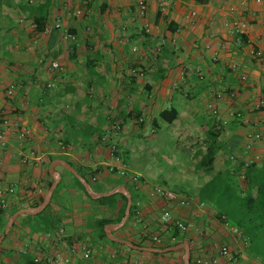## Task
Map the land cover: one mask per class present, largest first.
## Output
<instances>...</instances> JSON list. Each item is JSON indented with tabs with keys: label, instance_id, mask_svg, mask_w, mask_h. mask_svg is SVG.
Here are the masks:
<instances>
[{
	"label": "crops",
	"instance_id": "1",
	"mask_svg": "<svg viewBox=\"0 0 264 264\" xmlns=\"http://www.w3.org/2000/svg\"><path fill=\"white\" fill-rule=\"evenodd\" d=\"M136 2L0 0V206L6 210L0 222H7L11 207H33L45 196L53 180L49 166L55 159L50 158L62 155L79 175L77 168L86 173L94 193H121L119 187L129 193L135 210L121 225V220L107 224L111 235L153 247L144 233L159 234L160 244L172 243L160 221L167 208L193 222L184 233L190 238V264L200 257L208 263L198 264H261L215 220L210 224L222 230L228 256L210 239L198 240L200 234L214 237L203 228L213 207L199 206L197 195L171 189L164 179L150 186L128 158L134 145H143L147 157L167 147L170 162L185 153L197 167L205 132L214 125L220 149L213 170L239 166L238 181L246 188L244 165L264 167V140L247 137L252 131L264 134V70L247 51L250 44L264 50V0H168L163 10L150 0L149 32L136 17ZM76 8L81 15L73 14ZM40 16L43 31L36 29ZM226 18L247 22L245 43L237 44ZM52 61L57 68H51ZM10 85L13 93L7 96ZM163 110L171 121L161 116ZM114 121L121 124L117 133L110 131ZM54 169L59 178L45 216L51 228L41 232L37 219L25 216L33 213L15 217L0 245L2 264H19L16 253L25 249L50 264H183L184 247L156 254L97 238L93 219L116 218L121 200L116 195L112 208L91 200L68 168L57 164ZM155 186L188 196L191 204L171 203L155 194ZM87 249L88 259L83 257Z\"/></svg>",
	"mask_w": 264,
	"mask_h": 264
},
{
	"label": "trees",
	"instance_id": "2",
	"mask_svg": "<svg viewBox=\"0 0 264 264\" xmlns=\"http://www.w3.org/2000/svg\"><path fill=\"white\" fill-rule=\"evenodd\" d=\"M204 1V0H195ZM45 17L40 16L36 19L37 31H43L45 29ZM245 43L246 39L243 36ZM168 110L160 112L161 116L166 121H171L170 118L166 117ZM218 129L212 125L211 128L205 132L204 150L198 160L197 166L200 167L204 173L208 175L205 184L198 190L197 196L199 200L207 203L211 207L216 209V216L222 218V220L231 228H235L241 231V235L247 238V245L245 251L251 257L259 260L261 264H264V167L258 166L255 162H250L244 165V171L242 173L243 181L246 188H242L238 181L239 173L237 172L239 166H235L232 169H223L214 171L213 161L215 154L220 149V143L218 141ZM56 158H65L64 156L51 157L50 161ZM78 172L84 177L90 185L91 181L86 176V173L81 169L77 168ZM52 180L47 184L50 186ZM76 184L81 188L85 195L91 199L96 200L100 203H105L107 207H115L117 198L121 200V205L117 208L116 218L100 217L94 218L92 221V227L96 229V237L109 240L107 237L104 227L109 223L119 222L124 216V210L127 203V198L123 193H114L108 196L99 197L93 199L85 190L83 184L75 178ZM57 185L51 195L52 200L56 191ZM252 188L254 194H252ZM116 195L118 196L116 198ZM43 198L39 201L33 202L31 206L38 205ZM50 202L40 212L35 214H26L27 218L33 216L38 221V229L43 232L45 229L51 228V221L47 219L46 212L48 210ZM21 208V206H13L8 210V216L13 212ZM135 210V206L131 203L129 216L132 215ZM6 210L0 206V217L5 215ZM30 220V219H29ZM6 225V220L0 222V234H2ZM13 226V223H12ZM10 231V230H9ZM8 231V233H9ZM8 233L5 234L4 238L7 237ZM172 236H175V240L172 243L154 244L153 247L165 248L168 246L178 245L184 241L189 242L188 237L185 234L180 233L177 229H174ZM3 238V239H4ZM111 242H114L110 240ZM136 245L144 246L142 242H133ZM12 253L11 251L7 252ZM158 254V252H155ZM19 264H50L47 260H38L32 252L29 250H21L16 253ZM190 263H191V256Z\"/></svg>",
	"mask_w": 264,
	"mask_h": 264
},
{
	"label": "built area",
	"instance_id": "3",
	"mask_svg": "<svg viewBox=\"0 0 264 264\" xmlns=\"http://www.w3.org/2000/svg\"><path fill=\"white\" fill-rule=\"evenodd\" d=\"M150 0H137L136 2V17L143 19V29L145 32H149V23L148 21H146L147 18V11H148V3ZM159 4L160 10H163L167 3L168 0H156ZM249 0H241L242 3H246ZM259 1V0H256ZM73 14L76 16H79L82 14V11L80 8H76L73 11ZM224 25H226L227 27L230 28V30L234 33L235 36V41L237 42V44H241L243 43V36L246 32V28H247V22L238 18H226L224 20ZM56 26H58V24H56ZM71 36V35H70ZM73 38V36H71ZM247 51L249 53V55L254 58L257 63L259 64L260 68L264 70V50H262L259 47H256L254 45H248L247 46ZM156 53L160 52V48L157 47L156 48ZM58 62L56 61H52L51 62V68H57L58 67ZM133 73L134 70H132ZM197 74H200V72L197 70ZM240 79L245 80L246 79V75H241ZM13 93V85H10L7 90H6V94L7 96L12 95ZM221 94L217 93L216 97H220ZM207 107L211 110V112L213 114H216L217 110H216V106L213 105L212 103L207 104ZM7 120L4 119L3 123L6 124ZM119 130H121V124L118 121H114L111 124V128L110 131L113 133H117L119 132ZM27 133V131L25 129H21L19 130V135L20 136H24ZM2 135H3V131L0 132V140H2ZM248 138L251 139H259V140H264V134L258 131H252L249 132L247 134ZM61 147L63 148V144L60 142ZM110 150L111 152H114L116 150V144L111 143L110 144ZM121 173H123V171H121ZM134 181H138V175L134 174L132 176ZM13 187H9L8 190L12 191ZM154 192L155 194H157L158 196H161L163 198H165L167 201L174 203L176 205L179 206H189L191 204V199L188 196L179 194L173 190L170 189H166L160 186H155L154 187ZM199 206H203L204 202L200 201L198 202ZM137 215V214H136ZM160 221L161 223L164 225V229L169 231V238L172 240H175V236H172V232L174 229H177L180 233L184 234L187 233L188 231H190L193 228V222L190 220H183L181 218H176L175 216H173V214L171 213V211L167 208L163 209L160 213ZM232 230L234 231V237L238 240L241 241V243L246 246L248 241L247 238H244L241 235V231L237 230L235 228H232ZM144 237L145 239H148L156 244H160L162 242V238L159 234H150L147 235V233H144ZM218 253L222 256H228L229 253V249L226 245H222L219 250ZM90 256V250L87 249L84 253H83V257L84 258H89ZM197 262H203V263H208V261L204 258H200L197 260Z\"/></svg>",
	"mask_w": 264,
	"mask_h": 264
},
{
	"label": "rangeland",
	"instance_id": "4",
	"mask_svg": "<svg viewBox=\"0 0 264 264\" xmlns=\"http://www.w3.org/2000/svg\"><path fill=\"white\" fill-rule=\"evenodd\" d=\"M142 147H140L139 145L131 146L128 159L129 161H132V163H134L136 169L141 172L143 176L148 180L149 185L151 184L150 186H152L154 183H161L162 179H164L167 185L171 187V189L181 188L185 193L197 195L198 190L205 184L208 175L204 173V171L200 167H192L190 163L187 162L188 157L185 156V153H182L181 155H174V158H172L174 159V162H170V157L167 156V150H169L167 147L162 148L159 152H153L151 157L145 156L146 153L144 154L145 150ZM133 167L131 169L134 170ZM241 182L244 183L243 178H241ZM216 212V209L213 208L212 216H207L208 219H205L207 220V223H205V225L203 226L204 229L210 231V234L213 233L214 237H210L209 235L210 238H205L203 234H200V236H198L197 238L198 240L210 239L211 245L214 248L219 249L223 245V243L221 244L223 232L221 229H216L217 226H226L229 229V231L228 229H226V233L228 234L229 232L230 236L232 235V237H234V231L222 220V218H218L216 216ZM211 219L216 221L215 223L217 226L215 229H212L213 226L210 224ZM226 233L224 232V234ZM184 236L187 237V235ZM192 241L194 244V239H192ZM1 244L2 241L0 242V245ZM242 248L245 250V246L243 244ZM194 262L195 264H198L196 261ZM0 264H2L1 260Z\"/></svg>",
	"mask_w": 264,
	"mask_h": 264
},
{
	"label": "water",
	"instance_id": "5",
	"mask_svg": "<svg viewBox=\"0 0 264 264\" xmlns=\"http://www.w3.org/2000/svg\"><path fill=\"white\" fill-rule=\"evenodd\" d=\"M57 164H62L63 166L68 168V170L70 172H72L79 179V181L83 184L86 192L91 197L96 198V197H100V196H104V195L109 194V193H105V194L104 193H94L91 190L87 180L84 177H82L81 175H79L67 161H65L64 159H60V158L55 159L50 163V166H49V171H50L51 175L53 176V180H52L50 186L48 187L47 192H46L45 196L43 197L42 201L36 206L29 207V208H20V209L16 210L15 212H13L8 217L5 228L2 232V234L0 235V242L4 238L5 234L8 233L15 217H17L18 215H20L22 213H26V212L33 213V214L38 213V212L42 211L47 206V204L51 198V195L53 193V190H54L55 186L57 185L58 178H59L58 172L54 169L55 165H57ZM117 191L123 193L127 198V203H126L125 210H124V216L122 217L121 221L118 224V225H121L125 221V219L129 216V211H130V206H131V197H130L129 193L125 190L124 187H119L117 189ZM109 228H110L109 225H105V227H104V230H105L107 237H109L110 239L115 240V241H120V242L126 243L129 246H131L132 248L145 249V250L154 251V252H167V251H170V250L177 248V247H184L185 254L183 256V264H190L189 244L187 242H183V243H180L178 245L168 246L165 248L139 246L130 240L117 238V237L111 235L109 232Z\"/></svg>",
	"mask_w": 264,
	"mask_h": 264
}]
</instances>
